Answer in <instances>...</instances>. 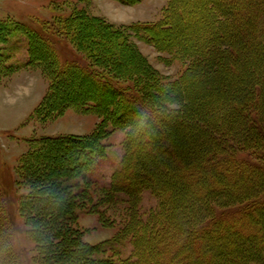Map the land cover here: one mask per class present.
Wrapping results in <instances>:
<instances>
[{
  "label": "trees",
  "instance_id": "16d2710c",
  "mask_svg": "<svg viewBox=\"0 0 264 264\" xmlns=\"http://www.w3.org/2000/svg\"><path fill=\"white\" fill-rule=\"evenodd\" d=\"M165 1L157 22L115 23L89 0L39 30L0 22V43L15 32L29 40L28 63L12 73L35 69L48 82L28 120L48 123L70 109L99 118L88 133L27 139L16 209L0 167V264H264V0ZM136 39L182 72L164 76ZM62 40L73 48L65 59ZM6 59L0 48V64ZM82 78L98 94L70 88ZM184 130L192 144L178 136ZM117 131L125 134L121 163L99 187L89 174ZM146 192L155 206L144 208ZM82 212L118 229L91 243Z\"/></svg>",
  "mask_w": 264,
  "mask_h": 264
},
{
  "label": "rangeland",
  "instance_id": "374dc122",
  "mask_svg": "<svg viewBox=\"0 0 264 264\" xmlns=\"http://www.w3.org/2000/svg\"><path fill=\"white\" fill-rule=\"evenodd\" d=\"M196 1L201 0H190L188 6L194 7L192 3ZM77 2L78 0H0V22L12 20L39 30L44 22H49L59 15L69 14L71 7ZM165 4V0H141L132 4L123 0H89L88 8L93 13L104 16L115 23L157 22L162 17V9ZM197 18L198 14H193L190 17L193 21ZM93 30H90L89 37L98 40L99 35ZM61 43L60 53L65 59L69 52L73 51V48L66 40H62ZM28 46L29 40L21 32H15L8 37L7 42L0 43V48L9 58L2 65L0 64V167L4 166V178L1 182L7 190L6 199L8 198L7 201L10 202V209L12 205V208H17L15 203L17 199L14 183L15 168L21 155L29 147L27 139L31 135L34 133L37 135L63 132L88 133L99 122V118L94 114L81 113L72 109L68 110L62 117L48 121V123L41 124L35 120H28L32 110L43 98L48 87V82L42 77L39 70L23 68L13 73L10 70L12 67L9 66H22L28 63ZM136 48L140 52L139 54L164 76L177 77L183 70L178 61L167 63L165 61L166 55L160 53L151 43L136 39ZM93 85L89 80L82 78L73 82L70 88H74V91L89 88L98 94V90H95ZM189 134L184 130L179 131L178 136L183 138L186 144H192ZM124 135V132L117 131L107 139L108 155L99 160L98 165L89 174L99 184V187L108 185L112 173L120 166L123 156L122 141ZM143 205L144 208L155 206L156 200L150 193L146 192ZM100 210L106 212L107 208L102 205ZM80 217V222L87 232L85 239L91 243L112 236L118 229V226L103 227L98 214L82 212ZM14 219V226L18 233L16 248L22 250V246L28 243L23 230V220L19 213H15ZM128 252H130V248H127L124 254Z\"/></svg>",
  "mask_w": 264,
  "mask_h": 264
}]
</instances>
